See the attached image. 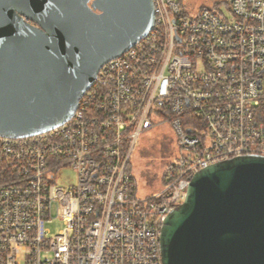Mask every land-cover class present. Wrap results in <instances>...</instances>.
<instances>
[{"label":"built area","instance_id":"obj_1","mask_svg":"<svg viewBox=\"0 0 264 264\" xmlns=\"http://www.w3.org/2000/svg\"><path fill=\"white\" fill-rule=\"evenodd\" d=\"M151 1L148 35L101 66L70 119L0 136V264H162V223L193 175L264 157V0L194 17ZM163 124L176 154L165 185L140 195L133 158ZM66 168L76 183L63 188ZM54 221L62 228L51 235Z\"/></svg>","mask_w":264,"mask_h":264},{"label":"water","instance_id":"obj_2","mask_svg":"<svg viewBox=\"0 0 264 264\" xmlns=\"http://www.w3.org/2000/svg\"><path fill=\"white\" fill-rule=\"evenodd\" d=\"M153 19L151 0H0V136L70 119L101 66L147 36ZM159 239L162 264H264V157L196 172Z\"/></svg>","mask_w":264,"mask_h":264},{"label":"rangeland","instance_id":"obj_3","mask_svg":"<svg viewBox=\"0 0 264 264\" xmlns=\"http://www.w3.org/2000/svg\"><path fill=\"white\" fill-rule=\"evenodd\" d=\"M174 1L179 9L189 17H194L202 8L226 12L224 6L230 2V0ZM262 87L264 89V74L262 75ZM175 154L173 135L166 124L156 127L141 138L133 158V172L139 185L140 195H149L161 189L160 175L166 163L175 157ZM57 181L63 188L74 185L76 183L75 172L66 168L58 175ZM47 227L51 235H54L62 228V225L54 221Z\"/></svg>","mask_w":264,"mask_h":264},{"label":"trees","instance_id":"obj_4","mask_svg":"<svg viewBox=\"0 0 264 264\" xmlns=\"http://www.w3.org/2000/svg\"><path fill=\"white\" fill-rule=\"evenodd\" d=\"M229 3L230 2H228V3H226L225 4V9H228V7H229ZM169 163H166V165L164 166V168H163V170H162V173H161V175H160V182H161V186H163V185H165V183H166V176H167V169H169ZM160 189V188H159Z\"/></svg>","mask_w":264,"mask_h":264},{"label":"crops","instance_id":"obj_5","mask_svg":"<svg viewBox=\"0 0 264 264\" xmlns=\"http://www.w3.org/2000/svg\"><path fill=\"white\" fill-rule=\"evenodd\" d=\"M224 9H225V7H224Z\"/></svg>","mask_w":264,"mask_h":264}]
</instances>
